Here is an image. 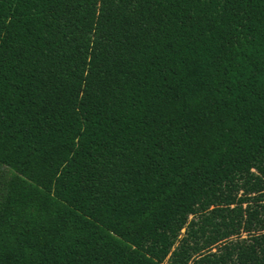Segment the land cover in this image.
Returning <instances> with one entry per match:
<instances>
[{
  "label": "trees",
  "instance_id": "1",
  "mask_svg": "<svg viewBox=\"0 0 264 264\" xmlns=\"http://www.w3.org/2000/svg\"><path fill=\"white\" fill-rule=\"evenodd\" d=\"M263 148L264 0H0V264H163Z\"/></svg>",
  "mask_w": 264,
  "mask_h": 264
},
{
  "label": "rangeland",
  "instance_id": "2",
  "mask_svg": "<svg viewBox=\"0 0 264 264\" xmlns=\"http://www.w3.org/2000/svg\"><path fill=\"white\" fill-rule=\"evenodd\" d=\"M260 226L264 148L171 222L147 251H160L163 264H236V234Z\"/></svg>",
  "mask_w": 264,
  "mask_h": 264
},
{
  "label": "crops",
  "instance_id": "3",
  "mask_svg": "<svg viewBox=\"0 0 264 264\" xmlns=\"http://www.w3.org/2000/svg\"><path fill=\"white\" fill-rule=\"evenodd\" d=\"M243 232L247 236H243ZM236 235V264L240 260L243 264H264V226L243 228Z\"/></svg>",
  "mask_w": 264,
  "mask_h": 264
}]
</instances>
